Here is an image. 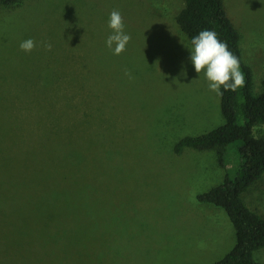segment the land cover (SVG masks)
<instances>
[{"label":"rangeland","instance_id":"374dc122","mask_svg":"<svg viewBox=\"0 0 264 264\" xmlns=\"http://www.w3.org/2000/svg\"><path fill=\"white\" fill-rule=\"evenodd\" d=\"M222 5L259 95L264 0ZM181 6V0L0 6V123L24 126L2 138L0 158L2 150L29 149L25 139L47 164L64 150L74 154L72 179L59 184L68 199L40 213L28 209L9 225L0 219V233L8 234L0 264H213L233 248L225 211L197 199L223 181L215 151H173L181 138L224 123L219 95L209 91L203 71H194L191 44L176 25ZM113 10L131 35L120 55L106 46ZM27 39L36 42L31 52L19 47ZM253 132L264 134V125ZM227 161L229 168L232 157ZM5 167L24 182L32 177L16 163ZM23 191L34 206L33 185ZM242 199L264 219V173ZM253 258L264 264V248Z\"/></svg>","mask_w":264,"mask_h":264},{"label":"trees","instance_id":"16d2710c","mask_svg":"<svg viewBox=\"0 0 264 264\" xmlns=\"http://www.w3.org/2000/svg\"><path fill=\"white\" fill-rule=\"evenodd\" d=\"M22 0H0V6L8 7ZM182 6L175 22L179 30L191 44L192 37L200 31L214 30L222 42H227L229 50L239 58L245 74V86L237 91H224L220 99V112L224 123L210 132L198 136H185L173 148L175 154L185 149L199 152L215 151L217 163L225 169L223 181L209 191L197 195L201 203H208L223 209L234 229L233 248L213 264H259L254 253L264 248V219L251 211L243 202L242 194L255 184L264 173V134L254 135V128L264 125V81L259 95L252 93V71L243 62L239 48V34L227 18L222 0H181ZM223 91V89H222ZM10 117V115H8ZM11 119V117H10ZM21 124L3 121L0 123V147L3 137L13 136L22 131ZM48 137V135H47ZM18 138V137H16ZM25 139V138H20ZM27 148L10 152L1 151L0 158V219L11 223L13 218L34 209L35 213L49 207L51 201L68 199V190L59 184L71 181L74 154L64 152L56 162L42 160L37 155L42 150L35 148L28 139ZM37 154V155H35ZM229 156L232 157L230 165ZM32 171L29 182L5 167L8 163ZM66 169V173H64ZM55 174V175H54ZM33 185L38 192L36 203L30 206V196L23 188ZM30 210V211H31ZM13 224V223H12ZM13 226V225H12ZM0 249L6 247L7 239L0 233ZM3 240V241H2Z\"/></svg>","mask_w":264,"mask_h":264},{"label":"clouds","instance_id":"9594fccd","mask_svg":"<svg viewBox=\"0 0 264 264\" xmlns=\"http://www.w3.org/2000/svg\"><path fill=\"white\" fill-rule=\"evenodd\" d=\"M107 27L111 34L106 39V46L114 55H120L131 40V35L124 31L125 25L120 11L110 12ZM19 47L24 52H31L36 47V42L27 39ZM44 47L51 50L52 46L45 43ZM189 51L191 65L197 74L203 71L209 91L222 96L224 91L235 92L245 86V74L240 67L239 58L229 50L227 42L219 40L214 30L205 29L192 37ZM125 74L128 75L127 71ZM181 74L187 76L186 71Z\"/></svg>","mask_w":264,"mask_h":264}]
</instances>
